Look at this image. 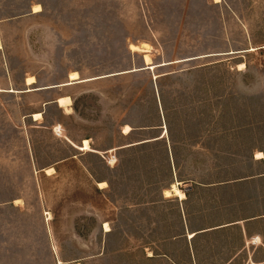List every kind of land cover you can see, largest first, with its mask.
<instances>
[{
	"label": "rangeland",
	"instance_id": "374dc122",
	"mask_svg": "<svg viewBox=\"0 0 264 264\" xmlns=\"http://www.w3.org/2000/svg\"><path fill=\"white\" fill-rule=\"evenodd\" d=\"M0 43V87L92 78L0 92V264H187L184 244L161 243L174 205L133 213L170 188L169 156L198 183L191 226L248 219L264 259V0H0Z\"/></svg>",
	"mask_w": 264,
	"mask_h": 264
},
{
	"label": "crops",
	"instance_id": "0c3cea01",
	"mask_svg": "<svg viewBox=\"0 0 264 264\" xmlns=\"http://www.w3.org/2000/svg\"><path fill=\"white\" fill-rule=\"evenodd\" d=\"M36 5L40 4H34L33 8ZM41 6V5H40ZM34 11V10H33ZM37 13V12H35ZM2 49V48H1ZM0 49V50H1ZM144 53L148 52L147 50L143 51ZM145 54H143V57ZM149 69V68H148ZM73 72H78L76 70L71 71L68 74V81L65 83H62L59 86H69L73 84H78L81 82H86L92 80V78H81L79 76V80H71L70 74ZM79 73V72H78ZM80 75V74H79ZM31 77V76H30ZM33 77V76H32ZM35 78V77H34ZM28 77H24L23 79V86L21 89H16L12 87L11 85H6L10 86L8 88L0 87V92H7V93H14V94H22L25 92H36L40 90H46V89H51V88H56V86L51 85V86H36L37 81L35 79V82L32 84H28L27 82ZM62 97H68V96H60L56 98L54 101H51L53 103H58V100ZM51 102H45V105L50 104ZM59 105V104H58ZM72 106V104H71ZM70 106V107H71ZM64 108V107H62ZM36 113V112H35ZM34 113V114H35ZM38 113V112H37ZM22 115L20 117L19 113L17 114V124L20 126V122L22 119H24ZM35 120V119H34ZM35 121H39L35 120ZM22 129H18V133H21ZM132 130V127H131ZM130 130V131H131ZM129 133V132H128ZM161 136V135H160ZM158 136L155 139H161L162 137ZM23 138V136H22ZM153 140V139H151ZM24 141V138H23ZM148 141V140H147ZM84 142V139H83ZM146 141H141L134 143L135 144H143ZM85 147V146H84ZM89 150H92V147L87 148ZM171 154V152H170ZM169 156V152H168ZM75 156H69L67 157L68 159H73ZM169 165L171 167V172H172V181L170 183V188L172 184H176V182H179L178 187L181 191H183L186 195L184 199L179 198L176 195L172 196H165V191L169 189H163L162 190V200L161 201H149L146 203H136L135 205L133 204V213L138 212L139 209H141V205L144 204V208L146 209L147 214H150L149 212L152 211L154 212L155 209H157L156 214L158 213V208L162 207V211H164V208L166 205L170 207V205H174V208L176 209V213L178 215V221H179V231L178 233H174L172 235L169 234H164L163 239H162V244L165 242L168 243H177V244H184L185 246V256L186 260L185 263L187 264H264V259L259 260L254 262L253 260L251 261V249H250V242L249 240V234L247 232V229L245 228L244 223H247L248 219H238L234 221L233 223H230L228 226H231L229 228H223L226 225H219L216 228H211V229H201V228H196L192 227L189 221V216L191 213L189 212V201L191 198V195L195 193V191L199 188L197 185L198 183L192 180H179L176 174V164L174 162L173 165V160L169 156ZM101 181H99L100 183ZM106 182V181H105ZM98 183V184H99ZM185 185L184 187H180V185ZM100 187V186H99ZM101 188V187H100ZM102 189V188H101ZM172 189V188H171ZM165 205V206H164ZM166 206V209H169V207ZM234 230V231H233ZM236 232L238 233V241L235 243V245H231L229 242L225 243H215L207 246L204 242L203 239L206 238L207 235H217V236H224L225 233L227 232ZM161 257L172 259L168 255V253H165L162 251Z\"/></svg>",
	"mask_w": 264,
	"mask_h": 264
},
{
	"label": "bare ground",
	"instance_id": "6f19581e",
	"mask_svg": "<svg viewBox=\"0 0 264 264\" xmlns=\"http://www.w3.org/2000/svg\"><path fill=\"white\" fill-rule=\"evenodd\" d=\"M215 1L216 2H220L221 0H215ZM33 10H34V12H40V11H42V7L40 5H36L33 8ZM147 45H148L147 43H143V45H138V44L133 43V44L130 45V48L133 51H141V52L145 51V50L148 51V49L145 48ZM1 48H2V44L0 43V49ZM144 58H145L146 63H148V64L151 63L150 58L148 57L147 54H145ZM79 76L80 75H79L78 72H73V73L70 74L71 80H75V81L79 80V78H80ZM27 82H28V84H32V83L35 82V78L32 77V76L28 77ZM58 104H59L60 107H64L66 110H70V106L72 104V100H71V98L69 96L68 97H62V98H60L58 100ZM40 118H42V113L41 112H38V113L34 114V119L35 120H38ZM130 128H131L130 126H125L124 127V130H125L124 132L128 133L130 131ZM83 143H84V146H85L86 149L90 147V141L88 139H85ZM256 157L258 159H261V158L264 157V153L259 151V152L256 153ZM50 170H53V168L47 169V172L49 173ZM105 185H106V182H100L99 183V186L101 188L104 187ZM165 194H166V196H172L174 194V195L180 197L181 199H184L186 197L185 193L179 189L177 184H173L172 185V189L166 190ZM17 201H19V200H17ZM105 230L106 231L110 230V226H109L108 223L105 224ZM73 264H80V263H73Z\"/></svg>",
	"mask_w": 264,
	"mask_h": 264
},
{
	"label": "water",
	"instance_id": "95a60500",
	"mask_svg": "<svg viewBox=\"0 0 264 264\" xmlns=\"http://www.w3.org/2000/svg\"><path fill=\"white\" fill-rule=\"evenodd\" d=\"M146 66L144 65L143 67H138V68H136V70L135 71H137V69H140V70H144V68H145ZM140 70H138V71H140ZM133 71V70H132ZM120 73V72H119ZM119 73H115V74H113V75H118ZM105 77H107V76H105ZM58 85H60V84H57V85H54V86H58Z\"/></svg>",
	"mask_w": 264,
	"mask_h": 264
}]
</instances>
